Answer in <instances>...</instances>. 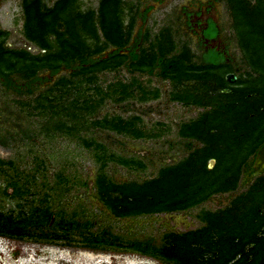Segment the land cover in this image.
Returning <instances> with one entry per match:
<instances>
[{
  "label": "rangeland",
  "instance_id": "obj_1",
  "mask_svg": "<svg viewBox=\"0 0 264 264\" xmlns=\"http://www.w3.org/2000/svg\"><path fill=\"white\" fill-rule=\"evenodd\" d=\"M22 1L0 0V30L8 33L3 37L7 47L28 50L36 55L41 49L25 33ZM43 1L45 5L52 7L56 0ZM81 1L84 10L88 7L96 10L100 0ZM126 1L140 5L133 40L123 51L127 60L120 68L96 73V84L103 93L96 92L94 82H86L85 88L88 89L82 94L96 101L104 100L92 114L87 113L81 120L86 122V119L91 124L105 117L133 119L131 124L134 129L143 130L147 137L135 139L126 133L118 134L92 125L88 127V123L85 126L79 123L76 127L77 119L67 122L77 129L49 131L48 127L69 120L62 113L52 118L46 113L49 100L53 98L49 89L59 77H72V73L77 72L75 67L78 63L72 64L70 70L62 67L56 76H52L48 68L41 69L38 73L41 80L34 83L33 92L30 93L29 87H26L27 80L21 79L19 74L11 79L16 81L20 91L17 88H6L4 79L0 78V161H3V164L0 162V213L5 215L3 222L9 218L10 221L13 219V226L23 225L22 213L31 207H49L55 213L49 224L44 223L37 229L24 223L28 225L33 238L0 236V264H186L180 258L168 260L149 257L126 247L135 241L161 247L169 243L171 234L180 235L200 229L205 226L201 215L229 207L238 197L246 194L257 180L251 174L254 154L244 166L234 191L214 194L207 201L188 210L118 218L99 200L96 193L98 175L104 173L118 184L133 181L142 183L155 178L162 167L175 165L202 147L201 142L184 138L179 132L184 122L197 119L210 108L186 107L173 101V85L170 80L159 75L160 67L150 74L133 66L136 64L130 58V52L134 48L141 54L144 49H149L151 41H155L154 38L161 29L171 28L177 41L189 45L196 55L194 61L197 65L202 64L200 56L203 49L217 48L227 51L226 63L233 67L232 74L237 79L241 76L248 77L249 74L255 76L238 46L233 18L225 1ZM150 7L152 10L144 19L143 14ZM208 18L217 22L221 34L217 41L208 46H200V38L195 30L200 27V22H205ZM129 19L127 16L126 25ZM141 29L143 35L137 42ZM146 30H150L149 39L143 38ZM47 35L44 33L43 36L52 40ZM73 48L74 45H62V48L58 47L56 50L61 54H69L74 52ZM114 50L109 48L104 52L103 58H108ZM175 54L168 55L166 59H171ZM216 71L214 69L213 72ZM81 77L79 75L76 78ZM194 84L186 83L190 87ZM80 94L77 88H73L67 102L74 101ZM144 98L147 100H143ZM73 112L76 113L75 110ZM92 141L105 146L106 154L134 159L135 164L139 161L144 166H123L114 160H108L102 168L105 159L98 160L97 155L106 157L105 151L95 145H86V142ZM209 166L213 169L217 166V161L213 166L209 162ZM41 200L44 202H40ZM91 234L117 245L106 248L107 250L89 247L85 238ZM257 253L260 255L257 257L259 261L252 264H261L260 261L264 260V236ZM234 263L235 261L227 262Z\"/></svg>",
  "mask_w": 264,
  "mask_h": 264
},
{
  "label": "trees",
  "instance_id": "obj_2",
  "mask_svg": "<svg viewBox=\"0 0 264 264\" xmlns=\"http://www.w3.org/2000/svg\"><path fill=\"white\" fill-rule=\"evenodd\" d=\"M223 1L233 18L238 46L255 76L249 74L245 78L239 77L235 83L228 82L227 76L234 69L226 63L224 54L215 50L203 56L202 64L197 65L194 61L196 55L189 45L177 41L172 29L166 27L155 36L154 42L151 41L149 49H144L141 54L135 48L130 52V58L136 64L133 66L140 71L153 74L156 68H161L159 75L173 85V101L186 107L210 109L197 119L184 122L179 132L184 138L201 142L202 147L177 164L162 167L155 178L142 183L118 184L104 173L97 176L96 193L99 200L115 217L130 218L188 210L214 194L234 191L248 159L264 144V0ZM134 4L126 0H100L96 10L92 7L84 10L81 0H56L52 7L45 5L43 0H23L25 33L30 41L39 45L41 52L33 55L28 50L7 47L3 37L8 33L0 30V78L5 80L4 85L20 91L16 81L11 79L19 74L21 79L27 80L26 87H29L30 93L33 92L34 83L41 80L38 77L41 69L48 68L52 76H56L62 67L70 70L72 64L78 63L75 67L77 72L72 73V77H59L49 89L53 98L49 100L46 113L51 118L62 113L69 119L48 127L49 131H71L77 129L79 123L85 126L88 121L85 119L86 122H82L81 119L87 113L92 114L104 100L96 101L82 94L88 89L85 88L86 82H94L96 92L103 93L96 84V73L120 68L126 62L127 55L123 51L133 40L140 9L138 3ZM150 10L152 7L143 14L144 19ZM127 16L130 19L126 25ZM209 23L205 35L216 38L219 33L216 23L212 19ZM44 33L52 40L45 38ZM142 35L141 29L137 42ZM143 38H150V30H146ZM62 45H74V52L61 54L56 48H62ZM109 48H114V52L108 58H103ZM173 53L176 54L171 59H166ZM214 69L217 71L213 72ZM79 75L82 77L76 78ZM187 82L195 84L190 87L186 85ZM73 88H77L81 94L74 101L67 102ZM76 119L75 128L67 124ZM132 122L133 119L115 116L87 125L118 134L126 133L135 139L147 137L143 130H135ZM86 145H95L102 148L105 154L107 152L105 146L95 141L86 142ZM97 156L98 160L105 159L102 168L108 160L123 166H144L142 162L136 161L135 164L134 159L115 154ZM212 159L217 161L213 169L209 166ZM0 162L3 164V161ZM263 208L264 177L256 180L249 191L229 207L201 215L205 226L200 229L180 235L171 234V241L161 247L135 241L126 249L154 258H180L186 264H227L230 261H235L234 264H252L259 261L257 252L264 236ZM22 214L23 225L13 226V219L10 221L6 218L3 222L5 215L0 213V236L33 238L34 235L30 234L28 225L24 223L37 229L44 223L49 224L55 215L49 207L38 206ZM85 241L87 246L103 250L117 245L92 234ZM260 262L264 264V260Z\"/></svg>",
  "mask_w": 264,
  "mask_h": 264
},
{
  "label": "flooded vegetation",
  "instance_id": "obj_3",
  "mask_svg": "<svg viewBox=\"0 0 264 264\" xmlns=\"http://www.w3.org/2000/svg\"><path fill=\"white\" fill-rule=\"evenodd\" d=\"M199 14H201V13H199ZM210 19H212V18H208L205 22H200L199 23L200 27L195 30L196 34L200 38V40H199L200 46L201 45L208 46L211 42L217 41L219 39V37H220L221 30H220L219 25L217 24V22L214 19H212V20L216 23V28L219 30V33H218L217 37L216 38H208L205 35V32L208 30L209 25H210V23H209V20ZM212 50H215V52L224 54V56L226 57V60H227L226 62H228L227 51H225V50L224 51L223 50H219L217 48L208 47L205 50L203 49L202 54H201L200 57L202 58L203 56H205L206 54H208ZM2 80H3V78H2ZM4 82H5V80H4ZM6 88H7V86H6ZM263 154H264V144L261 145L259 147V149L257 150V152L255 153V157H254L253 162L251 164V167H252L251 174L253 176H255L257 178V180L260 179V178H262V177H264V163H262V162L259 161L260 160V157Z\"/></svg>",
  "mask_w": 264,
  "mask_h": 264
},
{
  "label": "water",
  "instance_id": "obj_4",
  "mask_svg": "<svg viewBox=\"0 0 264 264\" xmlns=\"http://www.w3.org/2000/svg\"><path fill=\"white\" fill-rule=\"evenodd\" d=\"M237 77L234 74H229L227 76V81L230 83H234L236 81ZM215 164V160H210V165L213 166Z\"/></svg>",
  "mask_w": 264,
  "mask_h": 264
},
{
  "label": "bare ground",
  "instance_id": "obj_5",
  "mask_svg": "<svg viewBox=\"0 0 264 264\" xmlns=\"http://www.w3.org/2000/svg\"><path fill=\"white\" fill-rule=\"evenodd\" d=\"M260 162L264 163V154L260 157Z\"/></svg>",
  "mask_w": 264,
  "mask_h": 264
}]
</instances>
